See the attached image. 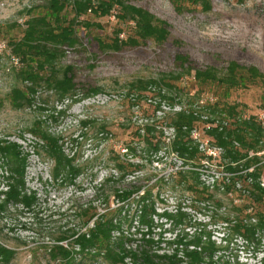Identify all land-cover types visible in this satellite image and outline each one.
<instances>
[{
	"label": "rangeland",
	"instance_id": "obj_1",
	"mask_svg": "<svg viewBox=\"0 0 264 264\" xmlns=\"http://www.w3.org/2000/svg\"><path fill=\"white\" fill-rule=\"evenodd\" d=\"M124 1L167 22L169 39L163 44L149 40L119 51L101 50L86 34L110 42L122 29L119 39L123 40L132 33L134 24L118 21V7L104 18L89 14L83 19L100 27L85 30L80 26L74 44L62 48L64 55L58 62L60 71L73 67L75 95L62 99L41 84L30 105L17 107L12 102L13 90L29 84L18 79L23 64L8 42L21 35V30L11 27L18 23L25 29L28 10L44 5L45 0H0V141L17 143L28 155L26 187L38 197L30 209L21 204L0 209V244L15 252L4 264H58L50 258L48 249L53 238L65 229L85 231L79 217L82 208H96L100 213L108 207L115 209L119 205L115 191L137 189L130 201H139L144 191L151 190L157 211L151 236L161 243H144L135 203L128 212L132 220L121 227L129 238L127 249H147L158 255L176 253L180 264H187L185 251L193 246L186 242L203 233L204 241L210 240L216 247L213 258L208 256L203 264H264V231H258L251 240L237 232V225L256 226L257 213L264 212L263 205L248 211V203L234 191L241 187L236 181H241L245 173L234 177L229 194L219 185L211 187L217 178L212 173L202 176L196 170L184 169L171 173L181 161L183 168L190 164L172 148L177 133L171 122L178 114L193 112L200 120L196 125L202 137L217 145L209 130L205 131L206 125L231 127L240 115L264 110V83L232 91L215 84L200 87L195 71L187 69L214 68L224 74L231 62H237L264 74V0H208L210 10L202 5L178 10L171 0ZM177 56L187 57L189 63L183 66ZM138 81L157 84L137 92L131 84ZM94 89L99 92L90 94ZM210 95L221 109L235 107L233 116L221 109L216 113L212 107L205 109L201 101ZM147 126L157 131L154 142L160 141V148L155 152L147 151ZM39 130L58 137L64 153L74 156L82 167L74 183L53 177L54 161L47 155L45 141L35 133ZM195 146L203 154L199 142ZM221 153L224 155V151ZM118 161L126 167L122 172L116 168ZM221 163L227 161L222 159ZM200 164L198 167H202ZM181 172L197 173L199 183L195 184L191 175L184 180ZM3 175L7 174L0 166V203L7 190ZM106 196H110L108 203L104 201ZM82 261L109 264L102 258ZM130 261L126 260L128 264Z\"/></svg>",
	"mask_w": 264,
	"mask_h": 264
},
{
	"label": "trees",
	"instance_id": "obj_2",
	"mask_svg": "<svg viewBox=\"0 0 264 264\" xmlns=\"http://www.w3.org/2000/svg\"><path fill=\"white\" fill-rule=\"evenodd\" d=\"M171 1L178 10H182L186 5H202L205 10L211 9L208 0ZM116 7L120 11L116 16L119 22L134 24L131 28L132 33L126 39L121 40L119 36L123 31L119 29L116 33L117 38L110 42L99 37L91 38L90 34H86V37L96 42L101 50L119 51L123 47H138L149 40L163 44L169 39L170 31L167 22L124 0H45L44 5L28 10L25 29H22L18 23H14L11 27L21 30V35L11 37L8 42L13 55L23 64L18 73V79L29 84L25 89L13 90V104L17 107L30 105L41 84H46L62 99L72 98L77 92L73 67L66 66L61 71L58 68V62L64 55L62 48L74 44L77 38V29L80 26L85 30L93 26L100 27V24L91 23L87 19H83L84 17L89 14L94 18L108 17ZM2 33L3 28H0V34L2 35ZM177 61L183 66L189 63V59L184 56H177ZM187 69L190 73L195 71L194 77L200 87L215 84L232 91L248 88L258 82L264 83V74L256 67L240 65L237 62H231L224 74H220L214 68L200 70L188 67ZM179 79L180 77H176V80ZM153 84L157 83L138 81L132 83L131 87L137 92H143ZM98 92V89H94L90 94ZM205 106V109L212 107L213 113L221 109L218 103ZM221 110L227 111L233 116L236 108L228 107L226 110ZM199 121L193 112H183L173 118L171 122L177 133L172 142V148L182 159L192 162L194 167L199 166L206 158L199 153L191 136L192 130L197 128L196 124ZM215 122L213 121L211 124L214 125ZM146 130L147 151L155 152L160 148V141L154 142L157 131L154 126H147ZM35 133L45 141L47 155L54 161L53 177L56 180L63 178L62 181L68 180L70 183H74L82 171V167L76 164L74 156H67L64 153L58 137L43 130L35 131ZM209 135L218 146L224 149L223 160L227 161L225 164L227 171L231 173L245 172V177H241L244 188L234 191L239 192V199L242 202L248 203V211L255 209L256 205H263L264 208V186L261 183L264 175V156H259V153L264 152V146H262L264 130L257 119L251 117L250 120L244 121L239 120L238 117L232 122L231 127L211 126ZM0 160L2 164L0 166L5 169L7 174L3 175L7 180V190L4 192L5 198L0 203V209L4 210L9 204H21L30 209L38 197L36 192L28 191L26 187L28 155L22 151L19 144L0 141ZM116 168L119 172L126 169L121 161L117 162ZM251 168L253 170L250 172ZM179 175L184 180H187L188 175H191L194 183H199L198 175L195 172H181ZM250 179L251 183L249 184ZM233 180L234 178L231 182ZM233 185L234 182L228 185V192ZM138 192L139 189L115 191V196L119 199L118 207L115 209L108 207L102 213L96 208H82L79 217L81 228H85V231L76 230L74 227L59 232L53 238V245L48 249L50 258L58 264H82V260L86 258L91 261L102 258L109 264H128L127 259L131 260V264H180L182 261L176 253L158 255L147 249L133 251L125 247L129 238L121 231V227L123 223L131 219L128 212L135 203L138 205L136 208L137 224L143 230L144 243L153 245L161 241L159 239L156 242L151 236L154 226L153 217L157 215L155 201H151V190L144 191L139 201H130L132 196ZM109 198L110 196H106L104 201L108 203ZM165 215L172 217L167 213ZM257 216L259 223L256 226H236L237 232H242L247 240L254 238L258 231H264V212L257 213ZM115 232H122V234L120 237H114ZM202 234H197L192 240L186 242L187 246H193L192 250L186 248L187 264H203L208 256L213 258L216 247L210 240L205 242ZM178 242L182 243L184 240ZM14 254L13 250L0 244V264L8 263Z\"/></svg>",
	"mask_w": 264,
	"mask_h": 264
},
{
	"label": "built area",
	"instance_id": "obj_3",
	"mask_svg": "<svg viewBox=\"0 0 264 264\" xmlns=\"http://www.w3.org/2000/svg\"><path fill=\"white\" fill-rule=\"evenodd\" d=\"M215 100H216L215 97L213 95H210L206 99L202 100L201 103L203 105L204 104H206V105L207 104H214ZM251 117H255L264 130V110L259 111L258 114H256V115L244 113V114L240 115L239 120H244V121L250 120ZM207 124H209V123H207ZM210 128H211V126L206 125V127L204 129L206 131V129L210 130ZM191 136L195 142H199L200 149H202V151H203L202 155L206 157L201 162L202 167H198V166L194 167L193 163L189 162L190 164H187V166H184V168H183L182 166L184 165V161L180 160L181 166L176 167V168L173 167L171 169V173L179 172L182 169L189 170V171L196 170V171L200 172L202 174V176H204V174H207V173H212L214 176H217V178L215 179L214 183H212L211 187L213 188L214 186L219 185V187H221V189L224 192H225V190L227 191V187L229 184L232 183L231 182L232 179L234 177L238 176V174L241 175V174H244L245 172L231 173V172L227 171L225 165L223 163H221V160L224 157V155H222L221 151H224V149L220 146L214 145L210 139L203 138L202 133L198 128H195L194 130H192ZM224 154H225V151H224ZM251 155H253V153H251ZM214 161L216 163H213ZM200 166H201V164H200ZM210 167L215 168V170H212ZM252 170H253V168H251L249 171L251 172ZM236 183L240 184L238 186H241L238 190L244 188L241 181H238ZM248 183L249 184L251 183V179L248 181ZM261 183H262V186H264V175L261 179ZM207 184L209 185V182ZM228 194H229V192H228ZM230 195L232 196V194H230ZM249 211H251V209Z\"/></svg>",
	"mask_w": 264,
	"mask_h": 264
}]
</instances>
